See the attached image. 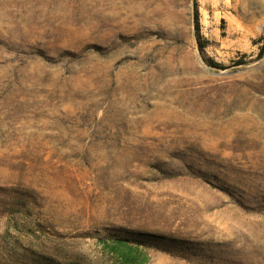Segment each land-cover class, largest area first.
<instances>
[{
	"label": "rangeland",
	"instance_id": "obj_1",
	"mask_svg": "<svg viewBox=\"0 0 264 264\" xmlns=\"http://www.w3.org/2000/svg\"><path fill=\"white\" fill-rule=\"evenodd\" d=\"M119 239L264 264V0H0V264Z\"/></svg>",
	"mask_w": 264,
	"mask_h": 264
},
{
	"label": "trees",
	"instance_id": "obj_2",
	"mask_svg": "<svg viewBox=\"0 0 264 264\" xmlns=\"http://www.w3.org/2000/svg\"><path fill=\"white\" fill-rule=\"evenodd\" d=\"M119 246L125 247L127 249L123 253V258H122L123 259L122 261L124 262V264L128 263L129 258H131V256H133V258H135L138 261V264H145V262L147 261L146 256L140 259L139 256L141 255V251L137 247L132 246L126 241L119 239L113 242V246L109 245L111 251L115 252L116 254H118L117 248Z\"/></svg>",
	"mask_w": 264,
	"mask_h": 264
},
{
	"label": "bare ground",
	"instance_id": "obj_3",
	"mask_svg": "<svg viewBox=\"0 0 264 264\" xmlns=\"http://www.w3.org/2000/svg\"><path fill=\"white\" fill-rule=\"evenodd\" d=\"M131 3V2H130ZM128 11L130 10V8L128 7L127 8ZM130 13V12H129ZM128 21H130V16L128 14V12H124L119 18H118V23L120 24H125L127 23ZM132 21V20H131Z\"/></svg>",
	"mask_w": 264,
	"mask_h": 264
}]
</instances>
